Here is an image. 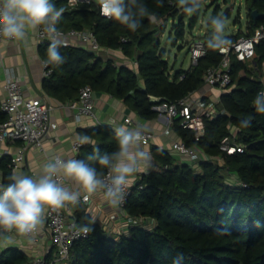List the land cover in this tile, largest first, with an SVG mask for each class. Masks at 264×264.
Returning a JSON list of instances; mask_svg holds the SVG:
<instances>
[{"label": "trees", "instance_id": "obj_1", "mask_svg": "<svg viewBox=\"0 0 264 264\" xmlns=\"http://www.w3.org/2000/svg\"><path fill=\"white\" fill-rule=\"evenodd\" d=\"M208 1L201 0L199 12L188 16L178 0H163L162 7L157 0H145L157 19L153 22L144 18L141 28L133 33L100 15L95 0L80 2L77 7H70L68 0H53L57 8L65 10L59 29L90 30L101 47L121 50L137 66L117 65L84 47L64 45L61 53L65 63L49 66L52 72L44 79L45 93L65 104L77 100L81 88L88 85L95 92L122 100L143 119L157 118L152 108L158 103L152 98L161 103L185 99L200 90L206 72L223 61L220 49L207 48L206 38L203 43L207 52L197 65L175 70L169 62L168 46L182 50L189 44L187 34L199 22L204 7L216 5L214 11L219 13L217 3L221 0ZM223 3L228 5L227 0ZM245 3L246 30L228 35L231 44L241 37H252L264 25V18L252 17L254 10L264 14V0ZM230 16L228 9L224 17ZM123 38L127 42H122ZM48 45L39 47L42 60ZM255 50L253 63L231 56V85L217 104L218 115L204 117L203 137L197 139L194 131L180 126V119L173 122V134L187 146L204 152L208 160L189 165L159 147L151 148L158 169L132 189L124 210L134 220H154V227L131 224L114 237L93 223L88 237L72 247L67 264H172L178 254H183L181 264H264V114L257 113L252 104L264 89V40L256 42ZM6 119L0 100V122ZM241 120H250L251 126H242ZM80 134L90 135L101 153L116 148L115 135L108 126L82 129ZM225 139H231L244 152H222L220 146ZM92 150V145H84L79 159ZM0 172L2 182L7 183V177L13 174L10 156L0 159ZM77 217L81 225L89 222L80 211ZM0 264H30V259L25 252L9 248L0 253Z\"/></svg>", "mask_w": 264, "mask_h": 264}, {"label": "clouds", "instance_id": "obj_2", "mask_svg": "<svg viewBox=\"0 0 264 264\" xmlns=\"http://www.w3.org/2000/svg\"><path fill=\"white\" fill-rule=\"evenodd\" d=\"M183 13L192 16L199 12L201 0H178ZM100 15L117 22L130 32L142 26L148 18L155 22L157 15L145 0H95ZM163 6V0H157ZM53 0H0V38L23 41L30 32H40L49 45L44 67L60 66L65 63L61 53L64 46L58 27L64 13ZM211 32L206 45L212 50L229 47L231 40L226 35V17H210ZM9 74L8 71L5 73ZM255 111L264 114V90L258 92L252 101ZM242 126H251L250 120H241ZM116 148L111 153H101L90 135L77 134L73 143L77 150L92 145L91 154L83 159L76 156L51 155L38 173L25 175L13 173L7 183L0 182V245L7 246L14 236L30 238L38 233L49 210L58 211L72 205L78 206L91 197L100 194L112 208L121 207L128 189L138 173L153 170L151 153L142 147L147 127L124 125L112 129ZM95 220L74 226L78 234L88 235ZM183 254H178L172 264H181Z\"/></svg>", "mask_w": 264, "mask_h": 264}, {"label": "crops", "instance_id": "obj_3", "mask_svg": "<svg viewBox=\"0 0 264 264\" xmlns=\"http://www.w3.org/2000/svg\"><path fill=\"white\" fill-rule=\"evenodd\" d=\"M91 0H81V2H90ZM236 34V33H234ZM64 45L84 47L90 50L89 46L81 43L77 39L63 38ZM40 43L37 39V32H30L23 41H2L0 42V100L1 102L6 97L5 82L10 74H14L21 78L26 99L48 97L53 103L54 110L51 115V121L56 124L52 127L43 139V149L36 146H31L26 151L24 163L15 173L25 175H35L39 169L53 155H61L63 157L76 156L79 159L80 152L73 149V141L77 134L83 129H89L98 126H108L114 128L124 125L129 128H134L137 125H145L147 132L152 137L147 145H142L145 151L151 153L153 146L159 147L162 150L169 152L180 163L193 165V161L189 156L179 154L173 149L174 141L179 140V137L173 134V124L169 134L165 133L168 127V121L165 117L157 116L152 120H147L139 117L137 113L125 104L122 100L116 99L110 94L95 92L93 99L95 103L96 118L84 117L77 119L75 112L68 107L67 103H61L51 99L43 89L44 83V67L42 59L39 55ZM98 56L104 59H110L117 65L133 66L132 61L127 59L121 50H110L102 48L99 52H95ZM134 67V66H133ZM6 71L9 72L6 75ZM261 81L264 85V66L261 74ZM226 89L213 88L204 85L200 90L191 94V98L195 102L205 103L206 107L210 104H217ZM202 109L198 108V112ZM130 119L132 124L126 123V119ZM22 143L7 141L0 143V159L8 155L15 156ZM199 153L202 151L197 150ZM204 153V152H203ZM152 156V154H151ZM153 170L147 173H138L134 178L133 185L140 182L144 176L158 169L155 160L152 156ZM233 182H238L235 177L231 176ZM0 182H2V173L0 172ZM78 211L81 216H86L89 220H95V224L99 225L106 233L111 236H118L120 232L125 230L122 225L129 221V216L121 207L112 208L103 199L102 195L97 194L90 198L89 202H81L78 206L69 205L68 213L78 218ZM132 225H145L146 228L152 229L155 221L152 219L135 220ZM126 231V230H125ZM9 248H17L25 252L30 263L36 257H44L49 264L54 263L57 254V249L51 239V235L47 226L45 217L42 229L30 238L14 236L13 242L7 246L0 245V253Z\"/></svg>", "mask_w": 264, "mask_h": 264}, {"label": "built area", "instance_id": "obj_4", "mask_svg": "<svg viewBox=\"0 0 264 264\" xmlns=\"http://www.w3.org/2000/svg\"><path fill=\"white\" fill-rule=\"evenodd\" d=\"M81 0H68L70 7H77ZM62 38L77 39L81 43L89 46L93 52H99L103 47L99 44L94 32L90 30L69 29L62 30ZM37 39L42 44H48V39L37 32ZM264 40V25L255 30L252 37H241L237 42L231 44L229 47L220 49V53L224 56L222 63L218 67L210 68L205 76V84L213 88L227 89L232 82L231 75V56L234 55L238 61L245 63H253L256 56V42ZM2 41H14L0 38ZM122 42H127L126 38ZM206 47L202 41L193 43L190 49L191 66L197 65L200 58L206 55ZM133 66H137V62H132ZM44 67V66H43ZM51 70L44 67L45 78L49 77ZM182 79V77H181ZM264 90V89H263ZM6 97L1 102V111L6 115L5 122H0V143L13 141L20 142L22 146L11 157V168L13 173L17 172L25 161L26 151L31 146H36L43 149V139L52 127H56L51 121V115L54 110V105L48 97H38L26 99L24 96V89L21 78L10 74L5 82ZM94 90L91 86H84L81 88L77 100L67 103L68 107L75 112L76 118L84 117L96 118L95 103L93 99ZM189 95L176 103L162 102L153 106L152 110L160 117H165L168 121V127L165 133L169 134L171 125L174 120L180 119V126L184 129L192 130L196 133V138L203 137L206 132V123L204 117H216L218 109L214 104L206 107L205 103L195 102ZM198 108L202 111L198 112ZM126 123L131 125L132 121L128 118ZM152 135L147 132L143 145L150 142ZM83 147V146H82ZM82 147L77 150V146L73 143V149L80 152ZM173 149L179 154L189 156L196 164L200 161L208 160V156L201 152L199 153L195 148L189 147L181 140L174 141ZM220 149L222 152L232 155L236 152L243 153L242 147L236 146L231 139H225ZM136 185H131L128 189L124 207L131 197L132 189ZM90 199L87 201L89 202ZM84 202V201H82ZM69 206L58 211L49 210L46 214L47 226L51 235V239L57 249V254L54 263L67 264L70 252L74 244L82 239H86L88 235L78 234L74 230V226L81 225L74 215H70L67 211ZM136 222L129 217V221L122 225V228L127 229L131 223ZM30 264H49L44 257H36Z\"/></svg>", "mask_w": 264, "mask_h": 264}, {"label": "rangeland", "instance_id": "obj_5", "mask_svg": "<svg viewBox=\"0 0 264 264\" xmlns=\"http://www.w3.org/2000/svg\"><path fill=\"white\" fill-rule=\"evenodd\" d=\"M209 4L212 0L208 1ZM220 6V11L216 15L214 6L204 7L201 11L199 22L196 24L192 32L187 34L188 45L183 46L180 50L177 46L170 44L168 46V55L170 65L175 68V70L184 69L187 70L191 67V54L187 52L189 45L193 43H198L199 41L204 42L211 32L210 17L224 16L228 9L231 10V16L226 18V35H232L237 33L240 29L246 30L247 25V12L245 0H233L232 4L225 5L223 0L218 2ZM167 35L163 37L165 39ZM172 43V41H171Z\"/></svg>", "mask_w": 264, "mask_h": 264}, {"label": "water", "instance_id": "obj_6", "mask_svg": "<svg viewBox=\"0 0 264 264\" xmlns=\"http://www.w3.org/2000/svg\"><path fill=\"white\" fill-rule=\"evenodd\" d=\"M228 1V4H231L232 3V0H227ZM252 17L254 20H257L259 18H264V14H261L259 13L257 10H254L252 12ZM152 101L155 102V103H161V100L160 99H155V98H152ZM140 182H138L136 185H139Z\"/></svg>", "mask_w": 264, "mask_h": 264}]
</instances>
